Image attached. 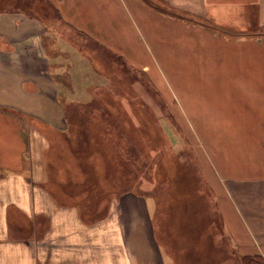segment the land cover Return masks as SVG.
I'll return each mask as SVG.
<instances>
[{"label": "crops", "instance_id": "obj_1", "mask_svg": "<svg viewBox=\"0 0 264 264\" xmlns=\"http://www.w3.org/2000/svg\"><path fill=\"white\" fill-rule=\"evenodd\" d=\"M140 36L170 53L177 100L193 104L198 83L209 85L206 93L217 85L225 114L239 117L237 132L264 129L257 122L264 117V0H0V264H114L107 248L117 221L107 214L81 217L91 191L76 186L83 174L75 159L50 155L56 139L49 132L64 148L68 124L56 76L65 71L68 83L84 84L77 68L93 64L80 38L126 56L141 72L154 68L155 83H164L155 59L149 66L129 54ZM183 66L198 67L202 75L181 76ZM235 142L246 148L240 138ZM251 145L256 152L231 169L218 209L241 253L264 259V162L256 161ZM71 182L73 192L66 188ZM144 243L142 236L138 244Z\"/></svg>", "mask_w": 264, "mask_h": 264}, {"label": "rangeland", "instance_id": "obj_2", "mask_svg": "<svg viewBox=\"0 0 264 264\" xmlns=\"http://www.w3.org/2000/svg\"><path fill=\"white\" fill-rule=\"evenodd\" d=\"M59 28L68 37V30ZM140 38L129 54L149 66L155 59L164 89L154 76L128 64L126 56L127 61L80 38L82 53L93 65L84 62L77 68L83 85L71 81L66 87L63 81L69 76L65 71L57 75L68 105L67 144L56 145L58 138L49 132L56 139L50 155L73 158L81 166L83 180L76 186L91 191L87 197L81 194L83 219L107 214L117 221L107 248L114 264H248L218 202L225 199L231 169L239 168V159L254 150L251 142L259 155L256 161L264 162V129L237 132L239 117L225 114L224 93L217 85L206 93L209 85L198 83L201 93L193 104L177 100L170 53ZM186 73L199 77L202 69H179V75ZM257 122L264 124V117ZM239 138L246 148L235 142ZM37 154L41 156L39 150ZM73 184L66 186L71 192ZM226 220L232 221L231 215ZM142 236L146 243L140 245Z\"/></svg>", "mask_w": 264, "mask_h": 264}, {"label": "trees", "instance_id": "obj_3", "mask_svg": "<svg viewBox=\"0 0 264 264\" xmlns=\"http://www.w3.org/2000/svg\"><path fill=\"white\" fill-rule=\"evenodd\" d=\"M56 79L59 83H62V80L56 76ZM63 85L67 87L68 85V82L67 81H63ZM68 105L65 103V113H66V119H67V115H69V112L67 110V107ZM129 148V147H128ZM131 149V148H130ZM129 152V150H128ZM80 166V165H79ZM81 167V166H80ZM89 189V188H87ZM206 245L208 246V242L206 243ZM208 248V247H207ZM241 259L243 260H248V264H264V259L261 258L260 256H251V255H244L241 257Z\"/></svg>", "mask_w": 264, "mask_h": 264}, {"label": "bare ground", "instance_id": "obj_4", "mask_svg": "<svg viewBox=\"0 0 264 264\" xmlns=\"http://www.w3.org/2000/svg\"><path fill=\"white\" fill-rule=\"evenodd\" d=\"M138 66H140V67H143L141 64H138ZM144 70L145 71H147L149 74H157L156 73V71H154L155 69L153 68V69H150L149 67H144ZM162 86H163V84H162ZM163 89H164V87H162Z\"/></svg>", "mask_w": 264, "mask_h": 264}]
</instances>
